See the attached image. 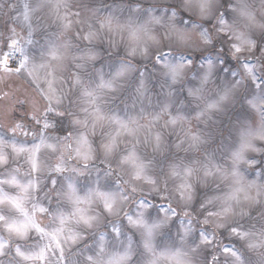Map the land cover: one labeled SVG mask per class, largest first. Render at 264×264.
<instances>
[{
    "label": "clouds",
    "instance_id": "clouds-1",
    "mask_svg": "<svg viewBox=\"0 0 264 264\" xmlns=\"http://www.w3.org/2000/svg\"><path fill=\"white\" fill-rule=\"evenodd\" d=\"M0 264H264V0H0Z\"/></svg>",
    "mask_w": 264,
    "mask_h": 264
},
{
    "label": "snow or ice",
    "instance_id": "snow-or-ice-1",
    "mask_svg": "<svg viewBox=\"0 0 264 264\" xmlns=\"http://www.w3.org/2000/svg\"><path fill=\"white\" fill-rule=\"evenodd\" d=\"M17 231H19V229H16Z\"/></svg>",
    "mask_w": 264,
    "mask_h": 264
}]
</instances>
